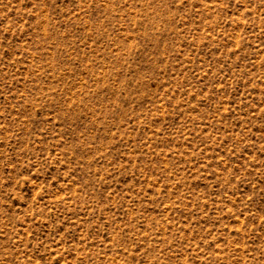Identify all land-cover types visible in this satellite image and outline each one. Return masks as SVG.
<instances>
[{
  "label": "rangeland",
  "instance_id": "374dc122",
  "mask_svg": "<svg viewBox=\"0 0 264 264\" xmlns=\"http://www.w3.org/2000/svg\"><path fill=\"white\" fill-rule=\"evenodd\" d=\"M0 264H264V0H0Z\"/></svg>",
  "mask_w": 264,
  "mask_h": 264
}]
</instances>
